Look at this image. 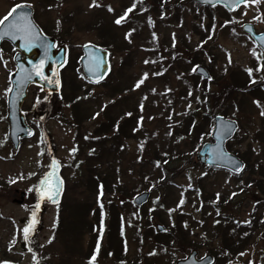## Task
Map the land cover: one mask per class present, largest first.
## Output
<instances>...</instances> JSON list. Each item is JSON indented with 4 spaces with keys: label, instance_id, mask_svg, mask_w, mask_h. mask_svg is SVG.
<instances>
[{
    "label": "rangeland",
    "instance_id": "374dc122",
    "mask_svg": "<svg viewBox=\"0 0 264 264\" xmlns=\"http://www.w3.org/2000/svg\"><path fill=\"white\" fill-rule=\"evenodd\" d=\"M15 4L31 6L47 36L52 31L59 34L53 38L67 46V61L60 70L58 94L46 102L37 87L28 91L25 109L35 133L20 141L16 151L9 142L7 123L0 119V264H143L149 252L157 256L150 260L152 264H175L191 249L198 256H215L212 264H264V226L242 240L243 234L237 236L228 223L246 225L254 215L264 224V175L260 171L264 173V56L241 30V24L250 23L256 31H264V0L248 1L233 12L220 6L203 8L191 0H145V12L135 0H0V19ZM99 20L104 28H111L113 36L127 40L128 48L110 45V74L103 83L91 85L81 74L80 48L89 43L103 46L97 29L87 27ZM199 32L204 33L200 36ZM9 47L0 51V98L6 90ZM194 52L203 58L199 65L207 69L210 80L195 75L196 65L188 62ZM176 53L179 59L168 67ZM248 69L253 70L251 76ZM189 88H194L193 96L180 94ZM202 90L209 98L201 103L197 99ZM71 100L88 108L77 129L66 123L71 120L67 107ZM205 102L210 116L224 114L237 121L238 131L227 146L248 159L249 170L235 175L196 160L200 145L198 140L191 143L196 135L185 128L189 121L184 112ZM105 108L110 110L108 119ZM204 114L203 110L195 113L203 129V136L196 138L202 142L210 141L212 129L209 118L203 121ZM131 116L139 118L140 134L121 136L117 140L121 151H112L113 143L118 144L111 141L115 127ZM176 130L188 134L179 137ZM98 137L103 138L98 146L87 141ZM174 149L185 154L171 159V172L164 180L150 160L154 154L171 157ZM52 159L61 165L65 183L57 204L35 194ZM144 162L145 166L139 165ZM96 173L101 174L97 179ZM100 177L111 187L120 179L127 190H133L132 195L104 192L99 196L95 182ZM145 190L149 192L141 206L145 216L139 219L144 239L139 242L127 222L133 211L127 203ZM20 193L24 197L18 203ZM107 201L122 207L126 256L121 261L113 256L119 235H112L114 243L107 236L108 216L103 227L96 221L100 218L96 208ZM34 219L38 223L25 241L23 229ZM176 220L188 231L187 244L173 242L163 250L154 248V237ZM157 224L163 229L158 230ZM225 239L231 241L230 251L225 249Z\"/></svg>",
    "mask_w": 264,
    "mask_h": 264
},
{
    "label": "water",
    "instance_id": "95a60500",
    "mask_svg": "<svg viewBox=\"0 0 264 264\" xmlns=\"http://www.w3.org/2000/svg\"><path fill=\"white\" fill-rule=\"evenodd\" d=\"M194 1L199 5L206 6L221 4L227 10L233 11L238 5L246 0H240L238 4L231 2V0ZM13 9H15L14 12L12 11ZM13 9L11 10L12 14L7 16V20H4V23L0 24V35L8 31V26L13 23H18L21 27L26 25L29 21L31 23L30 35L22 31H16L15 38H13L11 34H8L3 35V38L0 39V43L2 40H7L19 50V53L14 57L16 68L10 77L11 89L8 97V119L10 122L9 136L13 149L16 150L19 145V138H30L33 134V131L26 124L23 115L19 111L20 104L26 97L27 87L30 84H36L39 85L44 92L49 94L57 93L59 91L60 78L58 72L66 60V46L62 43L55 48V40L52 37L42 34L40 28L36 25L32 18V7L28 5H21V7L15 6ZM25 14L26 19H23L22 17ZM242 30L250 34L264 52V41L261 40V37H264V33L255 34L250 24H243ZM81 51L82 56L80 58V64L83 75L93 84L102 82L109 73L108 52L92 44L83 45L81 47ZM20 52L23 53V57L20 56ZM41 61H43V64H41ZM97 63L99 64V67H96ZM195 73L205 79L209 77L206 69L201 66L196 68ZM41 75L49 79H41ZM28 76H31L30 80L27 79ZM56 80H59L58 85L54 82ZM212 121L213 128L211 141L205 142L201 145L195 154L196 160L209 167L221 168L234 174L241 173L245 166L244 162L239 157L229 153L225 147L226 142L232 138L237 129L236 121L220 115L213 116ZM229 122L231 123L233 131L229 135H223V128L226 124H229ZM221 151L223 152L222 156L220 155ZM237 165L241 166L242 169L239 172L235 171V167ZM59 171V164L56 163V165L53 166L52 160L49 170L42 178L44 179L46 174L51 173V175L47 177V183L43 186L39 193L36 190L38 194H43L47 198L45 193L50 187L59 182L60 190L58 196L55 197V202L59 201L63 191V182L59 176ZM38 187H40V182L37 188ZM148 195V192L143 191L134 196L132 201L135 205L140 206L147 201ZM47 200L50 203H55L51 199L47 198ZM17 202L20 203L21 201ZM156 227L158 230L163 229L159 224H157ZM196 254L197 252L195 250H191L187 257L178 260L175 264H209L211 262V256L207 255L201 259H196Z\"/></svg>",
    "mask_w": 264,
    "mask_h": 264
},
{
    "label": "trees",
    "instance_id": "16d2710c",
    "mask_svg": "<svg viewBox=\"0 0 264 264\" xmlns=\"http://www.w3.org/2000/svg\"><path fill=\"white\" fill-rule=\"evenodd\" d=\"M137 1L139 3L136 2V0H135V3H137V5H142V6L145 5V0H137ZM191 1H193V0H191ZM146 10H147L146 6L140 8V11H142V12H145ZM69 18H72V17H69ZM87 27H89V28L93 27L94 30L97 29V32L99 33L100 38L103 41L102 42L103 48L109 49L110 45H114L115 48L120 49V50H126V48H128V44H127L128 41L124 40V39H118L117 37H115V35L113 36L111 34V32H112L111 28L109 26H106L104 28L102 26V21L99 20V21L89 22ZM208 28H209V25H207V29ZM203 33L199 32V35L202 36ZM50 35L53 36L54 38L59 36V34L56 33L55 31H52ZM177 55H178L177 53L174 54L173 59L168 61V64H167L168 67H170L175 62V60L179 59V57H177ZM202 59L203 58L200 57V54L194 52L193 55L191 56V59L188 60V62L190 61L192 66L199 65L202 62ZM158 61H160V58H158ZM168 67L166 66V68H168ZM161 70H163V69H161ZM202 92L203 93L200 94L201 96H199V98L197 99V100L201 99V103L204 101L205 98H209L207 91L202 90ZM180 94L187 95V96H188V94L192 95V94H194V88L193 89L189 88L188 90L184 89L183 91L180 92ZM192 96H190V97H192ZM67 102H68L67 107L70 110V116H71L70 119L71 120H68L70 122H66V123H67L68 127L77 129V126L83 121V119H85L87 117L88 108L86 106L81 107V105L79 104L80 102L77 100H75V101L71 100V101H67ZM201 103L198 104L194 108V110L186 109L184 112L185 118H187L186 122L189 121L188 125L185 128H187L188 131H190V133H195L196 137H198V135L203 136V129H202V124L199 121H197L195 113L203 110V112L205 113L204 116L202 115L203 121L206 120V118H209V120H211L210 112H209L208 108H206L207 103L206 102L204 104H201ZM103 111L105 113L106 119L111 117V114L109 112L110 110L105 108V109H103ZM113 120H114V118H113ZM135 120L137 123L136 127L133 126ZM175 124H176L175 126L179 125V123H175ZM139 127H141V124H140L138 117L136 118V117L131 116V118L126 117L124 120H122L120 122V124L115 127L116 129L113 133V137L111 138L112 139L111 141H115L118 143V144L113 143V145H114L113 147H115V148L112 151H115V149H116V152L121 151V149H120L121 144L117 140H119V138L121 136H131V135H135L136 132L139 133L140 132ZM130 129H131V132H130ZM187 129H186V131H187ZM186 131H182V132H180L181 134L180 133L177 134V130H176L175 134L179 135V137H180L183 134H188ZM196 137L194 136L191 143L198 140V146H199L200 143L202 142V140H201V137L200 138H196ZM102 139L103 138L98 137V138H94V140L88 139L87 141L90 142V144H92V142H95L98 146V144L100 143V141ZM83 142H85V141L83 140ZM143 144H144V142H143ZM100 145H102V144H100ZM144 146L145 145H143V147ZM227 148H228V150H230L228 146H227ZM231 152H233L235 155L239 156L245 162L244 171L250 169L249 168L250 167L249 161L247 158H244L243 155L239 154V152L236 150H233ZM100 154H102V150H101ZM184 154L185 153L177 152L176 149H174L172 154H171V157H168L166 155L160 156L158 154H154V156L152 158L154 161L153 160H150V161L152 164H154V162H155L154 165L157 167L158 171L162 174L161 178H164V180H165V177L167 178V174L171 172L169 170L170 169L169 167H171V166H169L171 159H176L179 156H184ZM139 165L145 166L146 162L139 163ZM164 165H166V167H164ZM171 170L173 171V169H171ZM260 171H261L262 175H264V173L262 172V169H260ZM100 175L101 174L96 173V176H95L96 179H97V176L99 177ZM96 182H95V187H97L96 191H99V192L102 191V193H104V192H110V193L115 192V193H120L122 195H126L127 197H129L130 195H132L131 193L133 192V190H131V189L127 190L124 186V183H123V185L120 183V179L117 180V182L114 181L112 183V187L110 185L111 183L104 177H100L99 180H97ZM257 189L258 190L261 189L260 183H258ZM127 206H129L131 208V210L133 209V211L130 210L131 213L128 214L129 219L127 222L133 228V230H134L133 232H134L136 240L139 242H142L144 239V235L139 231V226H140L139 219L141 218V216H145V211H144L145 209L143 207H135L131 202L130 203L128 202ZM121 208L117 207L115 204H110L107 201L104 204L103 203L100 204L98 206V208H96V211H95V215L98 214V216L100 217L99 220H96L98 224H103V222L105 220L104 218L106 217V215L108 216V233H107V236L110 237L111 242L114 243L116 241V238L112 239L113 234L116 233L119 235V239L116 241L117 243H116L115 248L113 245V251H114L113 256L116 257L120 261H121V259H123L126 256L125 250L122 248L123 229H124L125 222H124L123 217L119 213V210ZM82 219H83V225L85 227L86 226L85 216L84 217L82 216ZM222 221L227 222L225 220V218ZM259 221L260 220L258 219V216L252 215L250 223H248L246 225L242 224L239 226V225H235V224L232 225V223H230V222H228V223H229L230 228H232V230L233 229L236 230L237 236L243 234V236H242V240H243V239H247V237H249V235L253 231V229H255L261 225L264 226V224H262ZM92 223L93 222H90V224H88L90 230H91V227L93 226ZM61 227H64V224H61ZM188 238H189L188 231L184 228V226L182 224L179 223L178 220H176V222L175 223L173 222V224L170 226V228H168V230H166L165 233H161V234L154 237V239L156 240L157 243L153 247L156 249L163 250V249L167 248V245H170V243H173V242H181L183 244H185V243L187 244ZM230 242H231L230 240L225 239L224 243H225V249H227V251H230L229 250V248H230L229 243ZM102 253L105 254L107 252L104 251ZM156 257L157 256L155 253L152 254L149 252V253L145 254L142 258L143 264H152L150 260L155 259ZM136 260H139V259H136ZM132 264H133V262H132Z\"/></svg>",
    "mask_w": 264,
    "mask_h": 264
},
{
    "label": "snow or ice",
    "instance_id": "6c2138e0",
    "mask_svg": "<svg viewBox=\"0 0 264 264\" xmlns=\"http://www.w3.org/2000/svg\"><path fill=\"white\" fill-rule=\"evenodd\" d=\"M231 2H235V3H239L240 2V0H231ZM16 7H21V5H17ZM109 10H111V8L109 9ZM13 12L15 11V9H13L12 10ZM128 11H131V9H129ZM12 14V12H10L9 13V15H11ZM7 16H5L4 17V19L3 20H0V24H3L4 23V20H7ZM23 19H26V14L22 17ZM121 19H123V17L122 18H120V19H117L115 22L117 23V24H119V23H121ZM16 31H22V32H24V33H26V34H31V23H30V21L26 24V25H24L23 27H21V25L20 24H18V23H13V24H11V25H9L8 26V31H6L5 33H3L2 35H0V39H2L3 38V35H8V34H11L12 35V37L13 38H15V33H16ZM261 40L262 41H264V37H261ZM146 63H147V61H146ZM41 64H43V61H41ZM96 67H99V64L97 63V65H96ZM262 67H264V66H262ZM257 70H260V69H257ZM193 71H196V69L194 68L193 69ZM248 72H249V75L251 76V74H252V69H248L247 70ZM39 74V73H38ZM27 79H31V76H28L27 77ZM41 79H49V78H47V77H44L43 75H41ZM51 82V81H50ZM57 85L59 84V80H56V81H54ZM143 81H141V83H142ZM255 81H253V83H254ZM139 86V84L137 85V87ZM191 94V93H190ZM45 99H47V97H45ZM258 105H259V102H256ZM261 115H264V112H261ZM233 131V128H232V126H231V123L229 122V124H226L225 126H224V128H223V135H229V134H231V132ZM30 134V133H29ZM219 138V137H218ZM72 151H75V149H72ZM220 155L222 156L223 155V152L221 151V153H220ZM56 161L55 160H53V166H55L56 165ZM242 169H241V166H239V165H237L236 167H235V171H237V172H239V171H241ZM51 175V173H48V174H46V176H45V178L44 179H42L41 181H40V187H38L36 190H37V192L39 193L41 190H42V188H43V186L47 183V177L48 176H50ZM59 182H57V184L56 185H54V186H52V187H50L49 188V190L45 193V195L47 196V198L48 199H51V200H53V202H55V197L56 196H58V194H59ZM233 195H235V193L233 194ZM41 198H43V197H41ZM184 201L183 200H181V204L183 203ZM37 207H39V205H37ZM35 215H36V213L35 212H33V217H35ZM36 223H38V221H36L35 219L33 220V222H32V224L31 225H29V226H26L24 229H23V231H24V239H25V241H27L28 239H29V232H30V229H32V230H34V228H35V224ZM30 251H31V249H29ZM243 255V254H242ZM34 259H35V257H34Z\"/></svg>",
    "mask_w": 264,
    "mask_h": 264
},
{
    "label": "flooded vegetation",
    "instance_id": "af4514ba",
    "mask_svg": "<svg viewBox=\"0 0 264 264\" xmlns=\"http://www.w3.org/2000/svg\"><path fill=\"white\" fill-rule=\"evenodd\" d=\"M255 28V27H254ZM257 32H260V31H257ZM4 46H10L9 49L11 48L12 49V53H10V62L7 64V71H6V86H5V91H4V94L3 96L0 98V119L4 118L5 119V122L7 123V128H8V131H9V122H8V105H7V99H8V92H9V89H10V74L11 72H13L14 70V63H13V57L14 55L17 53V50L15 48H13L9 42L7 41H2L1 44H0V51H2L3 47ZM34 86H30L28 88V91L30 90V88H33ZM28 95V93H27ZM27 97L24 99V101L21 103L20 105V110L21 112L23 113L25 119L27 120L28 124L32 127V129L35 131L34 129V125L29 122V119L27 117V112H26V109H25V101H26ZM45 99V98H44ZM48 100V97L47 99H45V101L47 102ZM41 118H43V116H41ZM9 138V137H8ZM10 142V141H9ZM23 197H24V194L23 193H20V200L18 201H21L23 200Z\"/></svg>",
    "mask_w": 264,
    "mask_h": 264
}]
</instances>
